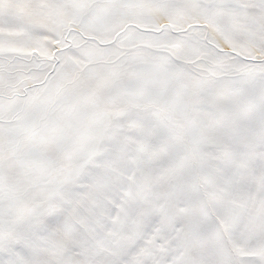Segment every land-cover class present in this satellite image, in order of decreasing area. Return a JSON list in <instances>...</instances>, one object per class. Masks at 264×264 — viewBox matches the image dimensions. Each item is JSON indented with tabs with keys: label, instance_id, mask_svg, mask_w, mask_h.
<instances>
[{
	"label": "snow or ice",
	"instance_id": "6c2138e0",
	"mask_svg": "<svg viewBox=\"0 0 264 264\" xmlns=\"http://www.w3.org/2000/svg\"><path fill=\"white\" fill-rule=\"evenodd\" d=\"M0 264H264V0H0Z\"/></svg>",
	"mask_w": 264,
	"mask_h": 264
}]
</instances>
